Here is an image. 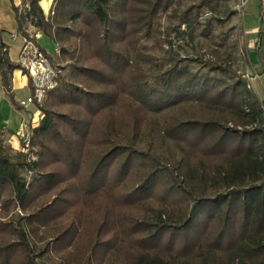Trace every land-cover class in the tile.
<instances>
[{
  "label": "trees",
  "instance_id": "obj_1",
  "mask_svg": "<svg viewBox=\"0 0 264 264\" xmlns=\"http://www.w3.org/2000/svg\"><path fill=\"white\" fill-rule=\"evenodd\" d=\"M188 1L56 0L47 16L12 3L20 34L35 41L29 21L65 65L38 105L36 159L0 130V264H264V94L231 64L241 33H213L235 0ZM217 7L208 57L180 55L176 38ZM2 34L0 79L19 108Z\"/></svg>",
  "mask_w": 264,
  "mask_h": 264
},
{
  "label": "crops",
  "instance_id": "obj_2",
  "mask_svg": "<svg viewBox=\"0 0 264 264\" xmlns=\"http://www.w3.org/2000/svg\"><path fill=\"white\" fill-rule=\"evenodd\" d=\"M55 1L56 0H38V4L45 16L52 12ZM12 3L18 7L19 13H23L24 8L28 6L29 0H0V29L3 30L2 41L7 46V52L10 60L17 62L18 54L22 46V35L17 28L18 24L15 18V13L12 9ZM258 27L259 25L257 27L250 28L253 33L252 35L250 34V37H248L249 41L256 37V31ZM24 29L29 33V36L35 39V42L40 47L45 49L44 45L39 43V39L45 37L42 32L37 31L29 21L24 22ZM12 35L16 36L15 40L11 39ZM56 48L57 47L55 45L54 49ZM253 49L254 47L249 50L253 52ZM263 74L264 72L262 75ZM30 92V81L25 71H23L21 68L15 69L11 74L10 93L14 97L16 103L19 104V100L25 99L30 94ZM40 118L41 113L38 106L36 105H20L19 108H16L14 105H12L7 96V91L3 87L0 79V130L5 132L8 140L11 139V141L15 143V137L13 134L22 120L29 121L36 126L39 123Z\"/></svg>",
  "mask_w": 264,
  "mask_h": 264
},
{
  "label": "rangeland",
  "instance_id": "obj_3",
  "mask_svg": "<svg viewBox=\"0 0 264 264\" xmlns=\"http://www.w3.org/2000/svg\"><path fill=\"white\" fill-rule=\"evenodd\" d=\"M187 3L189 4L190 2L187 0ZM259 0H251L248 5L245 8V15L243 18V24L241 19L238 17V15L232 14L228 19H226L225 15L229 10H234V2H230L228 4V9L225 7H217V9L211 11L210 9H206L200 16L199 18V25L196 27L194 31V36L193 39H189L188 36L186 37H181L179 36L176 38L174 42V47L178 51L180 55H191L193 57H197L201 55L202 57H208V50L209 48L206 45V40L201 36V32L205 26V21L209 19L210 17H219V18H224L226 19L223 23H219L218 21H214V29L213 33L219 34L220 32H225L227 34L226 41L231 44L234 41H236L239 33H241L240 37V49H238V53L241 56H243L242 51L244 50V46L249 43V38L250 34L252 35L253 31L250 30V28L257 27L260 22L259 18ZM159 22L161 23L162 30L165 29L167 26L168 22L165 17H162ZM244 25V29H243ZM175 36V35H174ZM39 43L41 45H44V50L46 53H48L51 56L55 55V45L54 42L48 38V37H42L39 39ZM148 44H151V42H147ZM164 48L166 49V45H163ZM161 48H156L154 49V55H161L163 53V50ZM251 50V48H250ZM249 50V57H250V64H248L245 68L243 66L242 60L238 58L237 60L233 61L231 64L234 68L238 69L241 73L245 72V78L248 81L249 87L257 91L258 93L263 95L264 91V74L263 70H261L256 64L254 63L253 59L254 53ZM55 57V56H54ZM65 63L60 64V68L62 69ZM64 71L62 70V73ZM41 113V112H40ZM34 156V152L32 153ZM36 157V156H35Z\"/></svg>",
  "mask_w": 264,
  "mask_h": 264
},
{
  "label": "built area",
  "instance_id": "obj_4",
  "mask_svg": "<svg viewBox=\"0 0 264 264\" xmlns=\"http://www.w3.org/2000/svg\"><path fill=\"white\" fill-rule=\"evenodd\" d=\"M250 1L251 0H235L234 2L235 13L241 19L242 24L245 15V8ZM15 38V35L11 36L12 40H15ZM256 41L257 39L255 37L244 46V50L242 51L244 56L248 57L249 49L255 46ZM58 54L59 49L56 48L55 55ZM54 56L46 53V51H44L31 38L22 36V46L18 54L17 63L20 68L25 71L29 78L31 92L25 99L19 100V105H41L46 98L47 92L57 85L62 70L60 68V64H54L51 61V57ZM34 127L35 125L29 121L22 120L13 134L15 137V143H13L11 139L8 140L12 148L24 153H29V158L31 160L36 159L30 150Z\"/></svg>",
  "mask_w": 264,
  "mask_h": 264
}]
</instances>
